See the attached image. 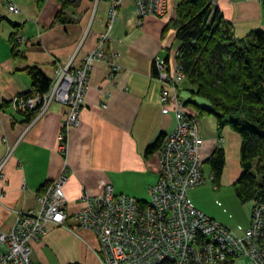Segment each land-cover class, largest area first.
Instances as JSON below:
<instances>
[{
  "label": "crops",
  "instance_id": "1",
  "mask_svg": "<svg viewBox=\"0 0 264 264\" xmlns=\"http://www.w3.org/2000/svg\"><path fill=\"white\" fill-rule=\"evenodd\" d=\"M77 1V5L62 9L55 0H14L19 13L11 14L0 0L2 232L11 228L17 212L37 207L36 195L64 168L67 179L63 192L71 214L83 206L82 195L98 196L107 185L116 194L147 201L148 188L159 174L156 154L146 157V149L176 127L175 113H162V85L153 72L155 59L171 63L177 50L171 52L172 46L177 48L174 31L164 32L174 15L171 3L165 17L140 19L133 1L122 0L104 46L105 58L92 65L79 126L68 133L64 157L57 141L67 112L64 106L52 103L41 117L14 111L12 100L31 91L28 70H38L51 82L57 65L78 68L96 49L106 30L107 0ZM210 1L233 25L236 37L264 32L259 0ZM14 34L21 43L16 42L18 49L12 52L10 38ZM113 65L118 71H112ZM182 102L185 105V99ZM185 109L196 115L189 106ZM197 124L202 139L198 148L201 164L221 146L225 165L218 185L229 182L233 186L241 173L239 136L229 126L218 132L216 120L209 115L198 118ZM65 225L67 228L48 226L46 233L31 243L32 260L38 264L75 260L99 264L95 235L78 227L74 219Z\"/></svg>",
  "mask_w": 264,
  "mask_h": 264
},
{
  "label": "built area",
  "instance_id": "2",
  "mask_svg": "<svg viewBox=\"0 0 264 264\" xmlns=\"http://www.w3.org/2000/svg\"><path fill=\"white\" fill-rule=\"evenodd\" d=\"M6 10L18 14L14 0H3ZM138 17H164L168 6L174 10L179 0H132ZM106 30L96 49L82 65H57L45 94L31 93L12 100L14 111L41 117L52 103L67 110L57 135L58 150L64 157L71 129L79 126V111L88 90V78L96 60H104V46L114 25L122 0H107ZM18 44L20 38H15ZM174 61L155 59L157 79L162 85L159 103L162 113L176 115L175 130L163 137L156 150L158 180L148 188L147 202L116 194L110 185L98 196L82 195L83 206L71 214L63 192L67 171L45 185L36 195L37 207L17 212L14 223L0 231V264H38L31 258V243L39 240L48 226L66 227L74 219L78 227L96 238L99 264H264V203L256 204L249 226L233 231L207 218L188 200V191L201 186L198 148L202 139L196 116L186 111L178 86L184 81ZM112 71L118 67L112 66ZM222 141L220 142V145ZM1 177V176H0ZM3 194L0 193V205ZM67 228V227H66Z\"/></svg>",
  "mask_w": 264,
  "mask_h": 264
},
{
  "label": "trees",
  "instance_id": "3",
  "mask_svg": "<svg viewBox=\"0 0 264 264\" xmlns=\"http://www.w3.org/2000/svg\"><path fill=\"white\" fill-rule=\"evenodd\" d=\"M55 1L62 9L78 2ZM259 1L264 11V0ZM170 30L177 43V66L194 99L186 101L184 107L189 106L197 120L214 117L218 132L229 126L239 136L241 173L233 184L235 195L241 203H264V32L236 37L233 25L210 0H179L164 32ZM16 35L10 38L12 52L18 49ZM27 72L31 93L48 92L50 81L41 72ZM153 72L156 77L155 67ZM25 116L35 115L29 112ZM163 137L146 149V157L156 152ZM204 164L210 167L212 184L218 186L225 165L222 147Z\"/></svg>",
  "mask_w": 264,
  "mask_h": 264
},
{
  "label": "rangeland",
  "instance_id": "4",
  "mask_svg": "<svg viewBox=\"0 0 264 264\" xmlns=\"http://www.w3.org/2000/svg\"><path fill=\"white\" fill-rule=\"evenodd\" d=\"M175 46H177L176 42ZM176 49V47L172 46L171 52H174ZM187 87L188 85L185 82L179 84L180 99H185V101L194 100L190 98ZM202 167L203 184L188 192L189 200L197 207L196 209L215 223L235 232L246 229L251 219L254 203L251 201L241 203L235 195L232 184L229 182L221 183L218 186L215 185L218 190L217 188L215 189L210 180L209 165L203 164ZM50 264L61 263L50 261ZM64 264L83 263H80L79 260H75L67 261Z\"/></svg>",
  "mask_w": 264,
  "mask_h": 264
},
{
  "label": "water",
  "instance_id": "5",
  "mask_svg": "<svg viewBox=\"0 0 264 264\" xmlns=\"http://www.w3.org/2000/svg\"><path fill=\"white\" fill-rule=\"evenodd\" d=\"M70 2H73L74 0H69Z\"/></svg>",
  "mask_w": 264,
  "mask_h": 264
}]
</instances>
